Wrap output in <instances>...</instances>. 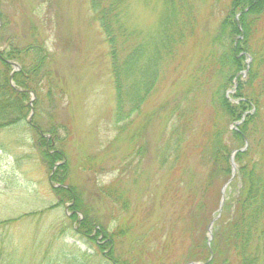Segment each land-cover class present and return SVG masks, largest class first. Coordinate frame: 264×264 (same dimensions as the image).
I'll return each mask as SVG.
<instances>
[{
  "label": "rangeland",
  "instance_id": "1",
  "mask_svg": "<svg viewBox=\"0 0 264 264\" xmlns=\"http://www.w3.org/2000/svg\"><path fill=\"white\" fill-rule=\"evenodd\" d=\"M229 1L119 0L122 23L142 33L137 71L149 45L162 60L142 108L116 123L109 48L88 0H0V49L34 41L45 51L31 77L36 93L28 95L26 119L32 124L0 131V264H77L80 254L83 264L212 257L222 211L215 198L219 191L221 200L232 171L224 182L225 159L203 166L211 121L230 162L248 145L231 140L240 120L229 119L217 102L221 95L236 101L237 78L211 68L218 50L212 39ZM161 34L165 41L181 38L171 55L163 56ZM9 68L14 73L18 65ZM162 150H170L168 157L158 159ZM228 183L226 203L240 189L238 179ZM82 219L92 224L90 232L79 229ZM228 260L239 264L231 253Z\"/></svg>",
  "mask_w": 264,
  "mask_h": 264
},
{
  "label": "trees",
  "instance_id": "2",
  "mask_svg": "<svg viewBox=\"0 0 264 264\" xmlns=\"http://www.w3.org/2000/svg\"><path fill=\"white\" fill-rule=\"evenodd\" d=\"M88 3L109 48L111 76L115 89L114 120L116 123L120 120L124 122L132 112L142 108L155 90L162 58L158 49L149 45L144 48L148 53L145 67L138 72L140 45H145L139 42V35H142L140 31L129 29L122 23L123 3L119 0H88ZM223 15L212 42L218 50L224 47V54L219 55L222 51L216 50L211 68L214 71L217 66L218 74L224 69L230 70L229 78H237V87L233 93L236 101L231 102L221 95L217 102L221 104V110L229 119L240 120L238 127L230 132L231 140L240 143L248 141V145L244 151L237 152L233 159L234 178L239 180L240 189L227 203L228 199L225 197L220 217L216 220L212 232L211 248L209 247L212 257L208 258L209 260H198L204 264H227L231 253L239 259V264H259V246L264 248V0H230ZM162 35L159 42L164 45L163 56L171 55L181 38L165 41ZM44 52L42 45L34 41L25 46H13L6 42L4 48L0 49V131L26 123L32 124V121L28 123L26 119L30 110L28 95L32 91L36 93L32 82L34 78L31 77L45 58ZM29 56V60L23 59ZM243 59L250 60L247 66L243 67ZM13 63L18 65V70L9 73V67ZM244 69L245 74L241 72ZM132 100L134 104L130 106ZM33 102L35 108L36 100ZM246 109H249V113L242 115ZM179 112L180 110L176 111L177 118ZM214 125L215 122L211 121L208 128L209 138L203 145L204 148H209V156L203 166L209 161L225 159L228 166L227 175L222 180L225 182L231 171V152L224 145L220 130ZM225 132L229 134L228 130ZM169 151H160L158 159L165 154V157H168ZM52 153L61 155L57 150ZM50 157L54 159L52 155ZM245 159L247 161H244ZM73 198L72 206L75 208L77 200L75 196ZM219 201L218 191L215 205L218 206ZM90 228H93L92 224L82 219L79 229L86 233L90 232ZM205 248L207 249L206 246ZM79 256H82V259L74 257V261L83 264L86 256ZM110 260L112 264H118L117 261L111 258Z\"/></svg>",
  "mask_w": 264,
  "mask_h": 264
},
{
  "label": "water",
  "instance_id": "3",
  "mask_svg": "<svg viewBox=\"0 0 264 264\" xmlns=\"http://www.w3.org/2000/svg\"><path fill=\"white\" fill-rule=\"evenodd\" d=\"M239 150H244V147L240 148ZM190 264H200V263H190Z\"/></svg>",
  "mask_w": 264,
  "mask_h": 264
}]
</instances>
